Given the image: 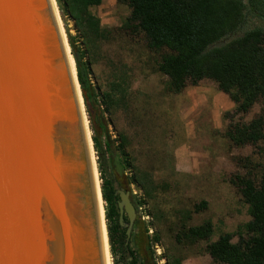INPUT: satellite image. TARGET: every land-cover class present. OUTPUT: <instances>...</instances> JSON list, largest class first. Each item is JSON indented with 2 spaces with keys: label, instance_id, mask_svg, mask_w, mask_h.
Wrapping results in <instances>:
<instances>
[{
  "label": "rangeland",
  "instance_id": "rangeland-1",
  "mask_svg": "<svg viewBox=\"0 0 264 264\" xmlns=\"http://www.w3.org/2000/svg\"><path fill=\"white\" fill-rule=\"evenodd\" d=\"M90 12L100 21V34L79 31L60 12L65 38L69 41L71 36L77 50L85 52L93 87L108 96L101 111L105 112L114 152L124 146L133 167L149 175L154 184L152 197L136 185L131 187L132 204L144 205L139 210L134 205L137 215L127 237V250L123 259L116 258V264H130L133 256L146 257L152 264H169L174 258L183 260L182 264H214L208 246L223 234H232L233 243H238L252 220L237 178L251 172L259 180L264 171V143L236 147L226 134L232 123L249 124L262 106L256 104L248 114L236 113V105L211 80L173 93L169 79L159 71L169 52L151 50L145 35L129 27L131 10L127 5L103 0ZM262 25L250 19L247 29ZM98 102H102L100 96ZM95 158L97 162L96 154ZM247 158V168L238 165L240 159ZM204 202L208 207L197 211ZM207 221L214 226L208 241L195 245L177 241L183 227H198ZM155 236L160 238L158 244H153ZM150 242L154 256L148 250ZM109 251L114 264L111 246Z\"/></svg>",
  "mask_w": 264,
  "mask_h": 264
},
{
  "label": "water",
  "instance_id": "water-1",
  "mask_svg": "<svg viewBox=\"0 0 264 264\" xmlns=\"http://www.w3.org/2000/svg\"><path fill=\"white\" fill-rule=\"evenodd\" d=\"M59 16L56 0H0V264H108L96 152ZM117 195L130 238L136 210Z\"/></svg>",
  "mask_w": 264,
  "mask_h": 264
},
{
  "label": "trees",
  "instance_id": "trees-1",
  "mask_svg": "<svg viewBox=\"0 0 264 264\" xmlns=\"http://www.w3.org/2000/svg\"><path fill=\"white\" fill-rule=\"evenodd\" d=\"M56 1L62 17L73 21L79 31L91 36L100 34V21L90 10L100 7L103 0ZM117 1L130 8L128 25L145 35L151 50L169 52L163 57L159 71L169 79L173 93L180 94L188 85L197 87L202 81L211 80L236 105V113L248 114L260 103L259 115L249 124L232 123L226 135L236 147L264 143V0ZM250 19L263 25L248 30ZM230 38L228 43L219 45ZM69 45L93 133L111 254L116 264L117 257L123 259L128 243L126 230L120 225L117 191L120 188L132 197L131 187L136 185L152 197L154 184L149 175L133 167L124 146L114 152L105 112L101 111L108 96L100 95L93 87L86 54L77 50L71 36ZM99 96L102 102H98ZM230 115L228 113L226 117ZM249 161L248 158L240 159L238 165L247 168ZM237 184L252 218L244 227L246 236H239L235 244L232 234H223L208 246L207 251L214 264H264V171L259 180L249 172L247 176L237 178ZM134 205L139 210L144 204L134 202ZM207 207L208 203L204 202L197 211ZM213 234L214 226L207 221L198 227H183L177 241L195 245L208 241ZM152 241L158 244L160 238L155 236ZM134 243H137L136 239ZM151 245L150 242L148 250L154 256ZM132 259L130 264L148 261L145 257L137 259L133 256ZM168 263L182 264L183 260L174 258Z\"/></svg>",
  "mask_w": 264,
  "mask_h": 264
},
{
  "label": "bare ground",
  "instance_id": "bare-ground-1",
  "mask_svg": "<svg viewBox=\"0 0 264 264\" xmlns=\"http://www.w3.org/2000/svg\"><path fill=\"white\" fill-rule=\"evenodd\" d=\"M60 17V16H59ZM61 23V21H60ZM62 28V26H61ZM63 30V29H62ZM63 36L65 37V34H64V31H63ZM66 40V38H65ZM70 49V48H69ZM70 51V50H69ZM71 62L73 64V69H74V73L76 75V70L74 68V60H72L71 58ZM87 124H88V120H87ZM89 135L91 136V132H89ZM94 159H95V162H96V158H95V155H94ZM96 164V163H95ZM97 183H98V188H99V191H100V187H101V184H100V179H99V175H98V172H97ZM101 205H102V212H103V216H104V202L102 201L101 199ZM106 224V223H105ZM105 246H106V250H107V260H108V264H111V259H110V251H109V242H108V236H107V232H106V226H105Z\"/></svg>",
  "mask_w": 264,
  "mask_h": 264
},
{
  "label": "flooded vegetation",
  "instance_id": "flooded-vegetation-1",
  "mask_svg": "<svg viewBox=\"0 0 264 264\" xmlns=\"http://www.w3.org/2000/svg\"><path fill=\"white\" fill-rule=\"evenodd\" d=\"M129 221V220H128ZM146 258V257H145ZM148 261H147V263L146 264H152V261L150 260V259H148V258H146Z\"/></svg>",
  "mask_w": 264,
  "mask_h": 264
},
{
  "label": "snow or ice",
  "instance_id": "snow-or-ice-1",
  "mask_svg": "<svg viewBox=\"0 0 264 264\" xmlns=\"http://www.w3.org/2000/svg\"><path fill=\"white\" fill-rule=\"evenodd\" d=\"M0 102H2V90H0Z\"/></svg>",
  "mask_w": 264,
  "mask_h": 264
}]
</instances>
